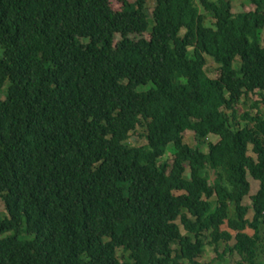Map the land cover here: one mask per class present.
Returning <instances> with one entry per match:
<instances>
[{"label":"trees","instance_id":"1","mask_svg":"<svg viewBox=\"0 0 264 264\" xmlns=\"http://www.w3.org/2000/svg\"><path fill=\"white\" fill-rule=\"evenodd\" d=\"M248 1L0 0V264H200L220 242L259 264L264 111L235 110L264 102V0Z\"/></svg>","mask_w":264,"mask_h":264},{"label":"rangeland","instance_id":"2","mask_svg":"<svg viewBox=\"0 0 264 264\" xmlns=\"http://www.w3.org/2000/svg\"><path fill=\"white\" fill-rule=\"evenodd\" d=\"M129 1H133V0H129ZM120 4H121V0H110V6L113 9H120ZM231 11L233 13L239 12L241 10L247 11L249 9L253 8V5L251 4L250 1L248 0H231ZM148 13L150 14V11L152 10L153 4L152 3H148ZM201 12L204 13L205 15V25L207 26H211L212 25V18L210 17L209 14H207L203 9H201ZM149 25H151V18L148 20ZM144 36L146 38L149 37L148 33L145 32ZM119 38V35H116V40ZM88 40L87 39H80V46L83 48L87 45ZM206 57V65H205V71L207 73L208 76H210L211 78H215L218 76V72H219V67L218 64L215 63L213 61V59L208 56L205 55ZM237 62V60L235 61ZM236 65V63H234ZM147 88V86H138L137 89L138 90H145ZM252 102H257V107L264 111V102L262 100V97L260 96L259 92H253L252 94H248V97L246 98H242L240 99L236 104H235V110L237 111L238 114H241L243 111H245L246 109H248L249 104ZM252 112H254V108L252 109ZM146 131L144 126H137L136 130L132 131L129 134L128 137V143L130 145H134V146H139V145H143L146 143V137H145ZM217 139L216 136L210 135V140L211 141H215ZM183 140L185 143H187L190 146H195L197 144L196 138L194 136L193 131L191 130H185L183 133ZM203 149L205 150V147H203ZM249 154H252L251 152H249ZM173 158V149L170 147L168 148V150L166 151V153L161 156L158 159V162H163L164 166H165V170L168 171L170 165H171V161ZM186 174L188 175V166L186 165ZM248 181L250 183V190H249V194L248 196H245L243 198V204L248 205L249 207H251V202L249 199V195H252L255 193V191L257 190L259 183L258 180L253 179L252 177H250L248 175ZM0 215H5V208H4V204L2 199L0 198ZM252 215V210L251 208L249 209V214L247 215L248 217H251ZM220 229H226L228 231H230L231 233H233L232 230L228 229L226 222H223L220 225ZM181 231L184 233L185 231L181 228ZM234 242V239L232 238L231 240L228 241V244L231 245ZM221 244L218 246V254H216V252L214 251L213 245L206 243L203 252L200 254L199 257H197L198 261L200 262V264H235L236 260L238 259V256L233 253V252H222V247H223V242H220ZM175 247V245H174ZM117 253L120 254L121 253V249L119 248L117 250ZM259 264H264V251L260 253L259 255Z\"/></svg>","mask_w":264,"mask_h":264}]
</instances>
